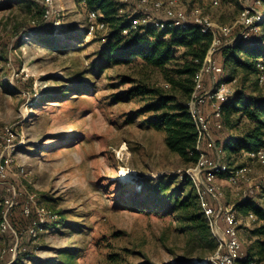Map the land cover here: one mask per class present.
Listing matches in <instances>:
<instances>
[{
    "label": "rangeland",
    "instance_id": "374dc122",
    "mask_svg": "<svg viewBox=\"0 0 264 264\" xmlns=\"http://www.w3.org/2000/svg\"><path fill=\"white\" fill-rule=\"evenodd\" d=\"M127 3L130 11L135 0ZM249 3L179 0L186 10L199 6L210 21L225 26ZM53 4L58 25L48 45L23 31L36 16L35 5L0 0V155L4 130L17 134L0 200L10 185L17 216L32 196L62 222L55 228L47 222L35 237L27 227L15 241L0 233V264H174L185 254V236L170 225L164 208L147 203L146 192L160 176H181L185 168L166 148L163 132L137 113L144 103L115 98L132 87L125 79L138 78L139 67L109 66L98 58L103 34L87 37L88 16L77 0ZM49 28L47 23L40 31ZM213 85L209 80L204 88ZM241 164L251 169L249 180L233 188L218 179L220 207H234L250 190L264 197V164L238 160L234 166ZM252 228L240 226L239 236L255 252V238L247 237ZM212 255L191 263L205 264Z\"/></svg>",
    "mask_w": 264,
    "mask_h": 264
},
{
    "label": "trees",
    "instance_id": "16d2710c",
    "mask_svg": "<svg viewBox=\"0 0 264 264\" xmlns=\"http://www.w3.org/2000/svg\"><path fill=\"white\" fill-rule=\"evenodd\" d=\"M25 1L35 5L37 13L23 30L24 33L31 32L35 39L51 44L52 22L43 18L41 5L33 0ZM77 1L87 14L88 11L96 12L98 20L106 26L104 31L99 32L103 34V45L97 52L98 58L109 66L134 64L139 67V77L126 78L125 81L132 87L117 95L116 100L140 99L144 106L137 113L145 116L149 126L163 132L166 148L179 158L185 169L197 163L199 153H205L210 158L218 154L222 162L233 170L244 165L234 166V163L247 160L248 152L264 145V85H259L257 81V64H264V21L260 30L248 40H234L229 45L219 47L211 55L219 71L213 73L212 77H204L203 85L209 80L213 84L232 80H236V83L232 94L219 105L220 118L213 120L208 129V137L214 143L213 148H208L207 136L197 145V132L188 111V102L194 90V77L210 48L211 36L202 33L197 26L160 32L151 24L141 25L123 34L124 30L129 29L133 18L127 2ZM47 23L50 28L47 32H41ZM234 35L235 31L228 38ZM228 38H222V44ZM20 45L18 41L15 42V49ZM146 198L147 203L164 208L171 218L170 225H174L185 236V254L174 264H193L192 258L200 262L216 251L217 242L200 209L196 190L187 176H160L146 192ZM262 200L264 197L259 199L253 195L236 202L233 207L239 217L253 214L254 228L247 230V237L255 238L256 246L255 252L251 247L244 248V255L236 264H259L264 260ZM10 223L21 236V232L30 226L31 220L17 216L13 210ZM61 223L52 222L51 227L55 228ZM5 236L13 240L9 233ZM69 259L65 257V261ZM206 264L211 263L207 261Z\"/></svg>",
    "mask_w": 264,
    "mask_h": 264
},
{
    "label": "built area",
    "instance_id": "2783aa9c",
    "mask_svg": "<svg viewBox=\"0 0 264 264\" xmlns=\"http://www.w3.org/2000/svg\"><path fill=\"white\" fill-rule=\"evenodd\" d=\"M43 8V18L51 21L53 26L58 25V12L53 0H33ZM128 2L129 0H119ZM82 2V1H81ZM217 2L214 1L213 4ZM133 15L129 29L124 30L127 34L131 30H136L141 25L151 24L158 31H165L174 28H185L187 26H197L201 32L211 36V45L202 63L201 69L194 77V90L188 102V111L195 125L197 132V145L204 137H208V129L213 120L220 118V103L225 101L233 91L236 80L231 82H219L212 88L206 90L203 85L204 77H212L218 72L211 55L219 47L231 44L234 40H248L250 36L260 30V25L264 21V0H250L246 6H242L238 19L230 26L218 25L209 20L204 15L199 6H193L189 10L181 7L179 0H135ZM87 37L93 38L97 33L106 29L103 22L99 21V15L94 11H88ZM57 19V20H56ZM239 30L236 36L227 44H222V38L230 37L234 31ZM257 81L259 85H264V64H257ZM206 110L208 112L205 111ZM17 134L12 128L4 130L5 149L0 155V188L5 184V170L12 164V155L17 144L15 143ZM208 148H213L214 143L208 137ZM246 158L249 162L264 164V145L256 150L248 152ZM251 169L247 165H242L230 170L222 162L220 156L208 157L205 153H199L197 163L184 170L183 175L192 182L198 195L199 206L217 242V249L207 260L211 264H236L243 257V241L239 236V227H250L254 220L253 214L244 217L237 216L233 207L226 208L219 205L224 199L223 192L217 185L220 178L233 188L239 184L248 182ZM22 172V170H20ZM264 189V186H262ZM7 197L0 200V233H9L15 241L17 232L10 223V216L14 209L16 197L14 188L6 186ZM253 196V191L243 196ZM22 217L30 219V233L35 237L37 232L45 228L47 222H56L57 216L50 211L40 208L35 204L34 198L22 205L20 210ZM38 224V226H36ZM5 255L4 251L1 253ZM206 261V262H207ZM205 262V264H206Z\"/></svg>",
    "mask_w": 264,
    "mask_h": 264
},
{
    "label": "bare ground",
    "instance_id": "6f19581e",
    "mask_svg": "<svg viewBox=\"0 0 264 264\" xmlns=\"http://www.w3.org/2000/svg\"><path fill=\"white\" fill-rule=\"evenodd\" d=\"M124 178H125V180H127L129 182H131V180H132V177H130V176H127V177H124Z\"/></svg>",
    "mask_w": 264,
    "mask_h": 264
},
{
    "label": "crops",
    "instance_id": "0c3cea01",
    "mask_svg": "<svg viewBox=\"0 0 264 264\" xmlns=\"http://www.w3.org/2000/svg\"><path fill=\"white\" fill-rule=\"evenodd\" d=\"M206 112H208L206 109H205Z\"/></svg>",
    "mask_w": 264,
    "mask_h": 264
}]
</instances>
